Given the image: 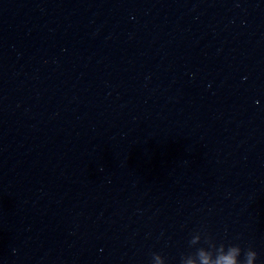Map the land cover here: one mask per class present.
<instances>
[{
    "label": "clouds",
    "instance_id": "clouds-1",
    "mask_svg": "<svg viewBox=\"0 0 264 264\" xmlns=\"http://www.w3.org/2000/svg\"><path fill=\"white\" fill-rule=\"evenodd\" d=\"M201 239V233L197 232L189 241L190 246L200 244ZM203 243L206 248L199 247L194 253L182 256L180 264H255L258 257L251 246L245 250L238 243L217 244L208 234H204ZM153 261L155 264H166L165 258L158 253H153Z\"/></svg>",
    "mask_w": 264,
    "mask_h": 264
}]
</instances>
